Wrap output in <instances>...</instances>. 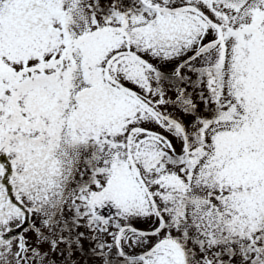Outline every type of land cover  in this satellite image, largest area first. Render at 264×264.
I'll use <instances>...</instances> for the list:
<instances>
[{
    "label": "snow or ice",
    "instance_id": "6c2138e0",
    "mask_svg": "<svg viewBox=\"0 0 264 264\" xmlns=\"http://www.w3.org/2000/svg\"><path fill=\"white\" fill-rule=\"evenodd\" d=\"M76 253L264 264V0H0V264Z\"/></svg>",
    "mask_w": 264,
    "mask_h": 264
},
{
    "label": "rangeland",
    "instance_id": "374dc122",
    "mask_svg": "<svg viewBox=\"0 0 264 264\" xmlns=\"http://www.w3.org/2000/svg\"><path fill=\"white\" fill-rule=\"evenodd\" d=\"M135 226L139 227V228H146L147 227L146 224H142V223H137ZM81 231H83V229H81ZM90 246L91 245H89L87 242H84L85 253H87V250L89 249ZM137 251H139V250L137 249ZM56 259L59 260L60 258L57 257ZM73 259L78 260L79 264H99V262L94 260L93 258H90L87 255L81 256L79 253H76L74 255Z\"/></svg>",
    "mask_w": 264,
    "mask_h": 264
}]
</instances>
